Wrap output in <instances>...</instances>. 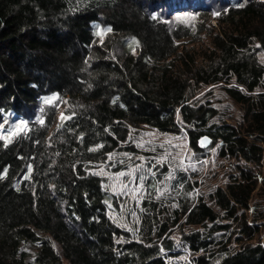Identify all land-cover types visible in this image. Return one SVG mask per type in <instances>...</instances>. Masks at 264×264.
<instances>
[{
  "label": "trees",
  "instance_id": "16d2710c",
  "mask_svg": "<svg viewBox=\"0 0 264 264\" xmlns=\"http://www.w3.org/2000/svg\"><path fill=\"white\" fill-rule=\"evenodd\" d=\"M261 57L264 0H0V264H264ZM219 84L240 122L194 98ZM142 128L242 165L210 203L181 171L121 194Z\"/></svg>",
  "mask_w": 264,
  "mask_h": 264
},
{
  "label": "rangeland",
  "instance_id": "374dc122",
  "mask_svg": "<svg viewBox=\"0 0 264 264\" xmlns=\"http://www.w3.org/2000/svg\"><path fill=\"white\" fill-rule=\"evenodd\" d=\"M182 16L185 20L190 18L186 14H182ZM193 21L194 23H202L204 20L198 18L193 19ZM204 22L206 26H215L216 23L214 19ZM261 61L264 63V57H261ZM194 98L201 100V102L206 101V99L210 100L212 102L210 104L216 107L219 117L223 121L233 124L241 121L239 107L224 95L221 84L202 87ZM60 112L61 110H59ZM132 136L144 155L141 158L136 156L129 165V169H120L113 177L107 175L110 177V181L115 178L116 183L113 186L117 185L116 191L121 194L124 192L138 195L144 190L142 178L152 177L157 180L159 194L165 197L169 193L167 180H171L177 171H181L185 173V178H188L194 185V189L189 195L190 203L194 204L200 197L208 200L210 193L216 188H224L231 177L236 175V172L232 171L235 164L242 165V161L220 157L217 148L219 143H213L212 146L210 143L205 148L206 152L202 154L193 151L182 128L176 133H160L150 128H142V130L134 132ZM144 165H148V167L146 168ZM144 168L145 174L142 173ZM174 197L172 196L170 202L166 203L165 208L168 209L163 216H166L168 210H171V213L172 208L176 207V198ZM262 198L264 200V191ZM208 202L211 201L208 200ZM178 230L177 225L170 226L164 235H168L173 240L176 250L180 251L179 258L188 262L189 253L180 240ZM24 247L30 254L28 258L30 260L33 249L29 245Z\"/></svg>",
  "mask_w": 264,
  "mask_h": 264
},
{
  "label": "water",
  "instance_id": "95a60500",
  "mask_svg": "<svg viewBox=\"0 0 264 264\" xmlns=\"http://www.w3.org/2000/svg\"><path fill=\"white\" fill-rule=\"evenodd\" d=\"M210 143H211V139L208 136L204 135L198 140V147L200 149H205L210 145Z\"/></svg>",
  "mask_w": 264,
  "mask_h": 264
}]
</instances>
